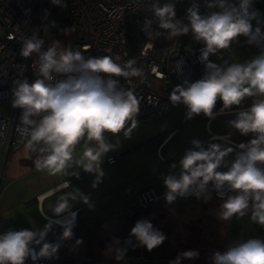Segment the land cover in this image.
Here are the masks:
<instances>
[{"label": "clouds", "instance_id": "obj_1", "mask_svg": "<svg viewBox=\"0 0 264 264\" xmlns=\"http://www.w3.org/2000/svg\"><path fill=\"white\" fill-rule=\"evenodd\" d=\"M51 3L67 7L64 0ZM134 3L138 11L150 13L157 21L153 29V19L145 18L142 31L149 41L161 36L173 40L191 33L192 39L202 45L199 61L205 66L204 75L176 85L169 94L172 106L183 105L185 119L202 113L211 122L220 115H233L227 121L228 126L241 136L250 137L246 142L234 143L232 132L216 134L212 140L221 143L207 145L200 139H192L191 147L178 163H171V171L161 176L165 202L172 204L191 195L207 203L215 192L221 201L216 212L218 220L226 222L234 217L240 220L250 214L252 222L264 227V15L254 7V0H203L206 12H201L200 3L193 0L184 19L177 18L173 0L163 3L134 0ZM64 32L68 34L67 29ZM240 37L245 38L248 46L259 49L258 54L244 62L222 59V53L230 51ZM20 41V56H35L31 67L36 77L31 82L27 78L13 82L12 107L22 110L18 132L25 149L38 154L37 170L77 178L82 170L94 176L92 187L96 188L105 175L101 167L104 157L117 147L107 134L122 133L130 138L139 124L141 98L132 89L121 86L117 78L141 76L142 71L135 67V58L121 65L116 62L119 57H86L57 40L45 49V41L37 31ZM87 50L86 47L84 51ZM217 54L221 56L220 63L209 59ZM182 64V60L178 61L177 68ZM246 98L253 101L242 107ZM218 101L222 106L217 111ZM208 130L211 131L210 125ZM78 145L83 146L79 158L75 156ZM77 200L92 207L89 195L74 188L59 195L50 206L56 216L68 214L60 221L62 240L73 236L76 213L70 212V201ZM52 228L49 219L42 230L9 229L0 233V264L55 258L59 242L46 241ZM132 237L149 252L166 239L147 218L135 222L125 243ZM81 243L82 240L76 241L77 245ZM125 252L126 249L116 248L115 259L123 260ZM198 258L197 250L182 251L169 264ZM210 260L211 264H264V239L233 241L224 251H215Z\"/></svg>", "mask_w": 264, "mask_h": 264}, {"label": "built area", "instance_id": "obj_2", "mask_svg": "<svg viewBox=\"0 0 264 264\" xmlns=\"http://www.w3.org/2000/svg\"><path fill=\"white\" fill-rule=\"evenodd\" d=\"M166 2V0H161ZM176 3L177 18L184 19L186 12L180 6V0H173ZM67 7H60L51 3V0H0V103L6 104V108L0 111V179L6 163V156L17 147L24 145L19 136L18 129L21 126L19 117L21 109L12 107L13 82L16 79L27 78L29 82L36 77L32 70V63L35 56L23 58L20 56L22 43L21 37L31 36L37 31L41 39L45 41V49L48 47V38L57 31L59 17L63 16L68 22V31L74 35L77 51H81L86 57H99L109 55L114 59L119 57L117 63L121 65L135 58V67L142 71L141 76L119 77L121 86L130 88L141 98L140 112L137 116L138 122L153 118H161L167 115L174 107L169 100L172 89L182 84L185 79L195 81L200 79L205 72V66L199 61V45L193 49L183 50L179 37L167 40L164 36L153 38L149 41L146 33L142 31L146 17L153 19L152 28L156 29L157 21L150 13L138 11L134 0H64ZM137 37L136 41L131 40ZM87 51H84L85 48ZM210 59V57H209ZM183 61L178 69L177 62ZM211 60V59H210ZM222 106L218 101L216 110ZM198 116H204L202 113ZM193 119H182L160 133L150 136L142 143L154 140L169 131H175L179 126L190 123ZM209 140L217 133L207 130ZM221 133L218 135H225ZM221 142V141H220ZM141 143V144H142ZM3 156L1 157V151ZM37 154V153H35ZM38 155V154H37ZM123 155V152L109 156L102 162L101 167L114 163ZM224 170V169H221ZM91 175L81 172L80 176L66 179L46 192L36 195V202L40 205L42 199ZM50 191V192H49ZM41 198L40 196L44 193ZM129 186H123L122 193L130 195ZM164 192L159 191L155 186H149L136 194V200L131 204L125 213L129 219L136 210H147L155 206H170L186 198H178L174 203L165 202ZM215 197V192L212 193ZM218 198V197H217ZM78 208L70 209L76 213V225L73 228V236L69 240H62L63 228L60 221L67 218L68 214L61 216H44L56 228L52 229L47 237V242H59L60 248L57 256L63 247L75 240L79 231V220L77 217ZM47 217V218H46ZM129 236L123 241L127 249L134 251L133 258L138 264H146L149 260L145 256L142 246L134 237L130 242ZM36 247V246H34ZM38 251V247H36ZM40 259L33 261L26 260V264H53L57 258Z\"/></svg>", "mask_w": 264, "mask_h": 264}, {"label": "crops", "instance_id": "obj_3", "mask_svg": "<svg viewBox=\"0 0 264 264\" xmlns=\"http://www.w3.org/2000/svg\"><path fill=\"white\" fill-rule=\"evenodd\" d=\"M192 2L193 0H180V6L186 12V9ZM197 2L201 5V12L208 11L204 7L203 0H197ZM254 7L264 15V0H254ZM179 39L183 50L193 49L200 45L192 39L191 33L181 36ZM244 40V37H240V42L234 44L230 51L223 52L226 59L236 62L239 59L241 49H245V47L254 49V46H248ZM210 59L217 63L221 62L220 54L210 56ZM200 117L205 119L203 134L194 133V135H190L186 130L181 132L177 128L175 131H169L151 140L156 142L154 155L151 158L145 159L141 156L138 159L125 161L116 165L108 173H105L102 183L96 188L92 187L94 176L92 174L87 175L85 176L87 179L84 183L73 186L72 184L77 182L75 181L70 186L44 197L39 205L35 200L36 195L54 187L69 177H73L56 175L33 198L25 201L24 204L26 206H30L35 202L37 206L36 216L48 223L49 221L41 213L43 212L46 216H54L55 214L50 210V206L55 203L57 197L62 193L71 192L74 188L79 189L90 197L91 208L79 200L70 201V209L78 208V236L63 247L53 264H138L133 258L134 251L126 248L123 239L129 236L131 228L141 218L149 219L166 236L163 244L151 252L142 246L144 254L149 260L146 264H169V261L173 260L178 253L188 250H197L199 258L193 260L184 259L182 264H211V255L215 251H224L233 241L250 237L264 239V227L252 222L250 214L240 220H237L235 217L231 221L226 222L218 220L216 212L221 201L214 195H212L211 200L207 203L202 199L197 200L192 196L170 206H155L147 210H136L129 219L125 218V211L136 200V194L139 191L149 186H155L161 192L165 191L161 179L162 174L166 175L171 171L169 167L171 163H178L185 150L191 147L190 141L192 139H200L205 142V145L209 142L221 143L220 141H213L207 138L209 125L213 133L230 132L228 129L220 126V123L213 125L216 130L211 128L219 116L211 122L205 116ZM171 125L163 127L160 131L149 135L146 139L160 133ZM231 139L234 143H240L233 138V135ZM142 142L128 149L132 151L146 144ZM9 156V162H7V168L9 166L8 175H15L19 169L26 168L25 171H27L29 165L35 164L37 158V154L28 152L24 145L11 151ZM109 156L111 155L107 157ZM160 156H163V160L160 159ZM118 160L107 165H114ZM81 172L83 171L81 170ZM126 185L131 189L128 196L122 193V188ZM54 228L56 227L53 224L52 229ZM114 238L118 239L119 243H116ZM78 239L82 240L83 243L77 245L76 241ZM116 248L126 249L123 260L118 261L115 259Z\"/></svg>", "mask_w": 264, "mask_h": 264}, {"label": "rangeland", "instance_id": "obj_4", "mask_svg": "<svg viewBox=\"0 0 264 264\" xmlns=\"http://www.w3.org/2000/svg\"><path fill=\"white\" fill-rule=\"evenodd\" d=\"M68 34H65L64 30H57L55 33H53L48 38V46L54 41H59L64 47H68L73 51H77V46L75 44V38L74 35L68 31ZM248 47V46H247ZM259 49L254 47L252 50L249 48L241 49L240 50V56L238 61L244 62L245 60L251 59L253 56L258 54ZM222 59H226L225 55L222 53ZM253 101V98H246L243 102L242 106H249ZM6 108V104L0 103V111L4 110ZM185 112L186 108L183 105H178L174 107L167 115L161 117V118H153L148 119L146 121L139 122L138 127L133 130L130 138H125L123 134H119L118 136H112L111 134H107L108 139L111 143H114L117 145L116 149L113 151H110L106 154L103 161L106 160L108 155H115L120 152H123L124 150L137 145L138 143L142 142L144 139H146L149 135L156 133L160 131L163 127L174 124L181 119L185 118ZM234 118L233 115L231 116H219L212 124V129H215V126L217 123H220V126H222L225 129H228L233 134V138L237 140L238 142H246L250 137H244L241 136L238 132L231 129L227 121L229 119ZM226 119V121H224ZM204 118L202 117H196L192 122L181 125L178 127L177 130L183 131L186 130L188 134L194 135L195 134H203L204 133ZM156 142L151 141L146 143L145 145H142L141 147H138L129 153H126L123 155L120 160H118L114 165L108 166L104 165L102 166L104 173H108L110 169L115 167L116 165H119L120 163H123L125 161L138 159L141 156L145 159L151 158V156L154 155V148H155ZM83 151V146L78 145L76 148L75 156L79 158V155ZM3 150L1 151V157L3 156ZM234 155V154H233ZM9 155L6 156V167L3 170V174L0 179V233H3L9 229L13 230H20V229H30V230H42L44 226L47 224L46 222L40 220L35 212H37V206L36 203H32L30 206H26L24 204L25 201H28L29 199L33 198L34 195L40 191L43 186L48 183L49 181H52L56 175H49L46 171H39L37 170L35 164L29 165L27 168V171L25 169H19V171L16 172L15 175H8V169L7 165L9 162ZM232 156L228 157V159H231ZM71 178V177H69ZM68 178V179H69ZM86 177H84L82 182L77 181L74 185L82 184L86 181ZM38 214V213H37ZM32 217H31V216ZM35 215V216H33Z\"/></svg>", "mask_w": 264, "mask_h": 264}, {"label": "trees", "instance_id": "obj_5", "mask_svg": "<svg viewBox=\"0 0 264 264\" xmlns=\"http://www.w3.org/2000/svg\"><path fill=\"white\" fill-rule=\"evenodd\" d=\"M58 17L60 19L59 21V26L57 28V30H65V29H68V22L67 20L63 17V16H60V14H58ZM138 38L137 37H132L131 40L133 41H136Z\"/></svg>", "mask_w": 264, "mask_h": 264}, {"label": "bare ground", "instance_id": "obj_6", "mask_svg": "<svg viewBox=\"0 0 264 264\" xmlns=\"http://www.w3.org/2000/svg\"><path fill=\"white\" fill-rule=\"evenodd\" d=\"M48 190H49V189H48ZM46 191H47V190H46ZM46 191H44V192H46ZM49 192H50V191H49ZM49 192L42 194V195L40 196V198H41L43 195L48 194Z\"/></svg>", "mask_w": 264, "mask_h": 264}, {"label": "water", "instance_id": "obj_7", "mask_svg": "<svg viewBox=\"0 0 264 264\" xmlns=\"http://www.w3.org/2000/svg\"><path fill=\"white\" fill-rule=\"evenodd\" d=\"M129 151H131V150H130V149H128V150L124 151V153H127V152H129ZM124 153H123V154H124Z\"/></svg>", "mask_w": 264, "mask_h": 264}]
</instances>
